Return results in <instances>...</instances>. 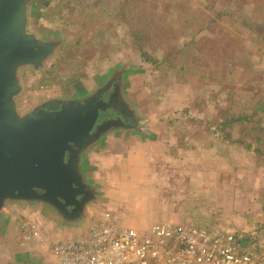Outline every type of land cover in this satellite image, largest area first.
I'll list each match as a JSON object with an SVG mask.
<instances>
[{
  "label": "rangeland",
  "instance_id": "rangeland-1",
  "mask_svg": "<svg viewBox=\"0 0 264 264\" xmlns=\"http://www.w3.org/2000/svg\"><path fill=\"white\" fill-rule=\"evenodd\" d=\"M80 1L51 0L48 6V0H34L30 7L28 31L53 41L57 48L43 69L20 72V112L50 99L75 100L92 94L119 69L123 71V94L137 108L135 114L143 129L110 130L95 145L96 165L87 162V176L99 196L88 210L86 224L62 222L40 205L9 206L0 229V264H58L55 246L87 239L95 217L108 211L117 214L122 224L140 231L155 224H187L236 232L251 241L250 248L261 258L259 264H264V159L210 134L208 126L217 111L209 104H198L209 80L225 78L234 83L238 74L231 70L224 76L226 67L225 71L218 69V59L208 64L198 61L187 69L185 77L163 65L151 67L134 49L128 26L103 14L116 0H85L81 4L84 10L74 15L78 21L65 24L59 13H69V4L81 7ZM153 2L157 3L153 16H167L170 21L158 24L165 32H170L175 24L171 20L182 13L178 5L190 3L193 10H200L198 18L201 11L210 13L209 5H225L224 0ZM221 25L214 31L221 49L233 41L238 61H253L264 70V42H255L247 31L230 37L233 29ZM99 30L117 34L118 50L109 60L86 50L95 45L91 37ZM185 38L187 34L179 42ZM74 48L76 52L69 58L72 67L67 68L60 59ZM130 151L138 169L135 176L128 170ZM143 175L146 179L140 178ZM23 225L35 234L30 240ZM12 244L16 250L11 249Z\"/></svg>",
  "mask_w": 264,
  "mask_h": 264
},
{
  "label": "water",
  "instance_id": "water-1",
  "mask_svg": "<svg viewBox=\"0 0 264 264\" xmlns=\"http://www.w3.org/2000/svg\"><path fill=\"white\" fill-rule=\"evenodd\" d=\"M33 2L0 0V229L15 204L48 206L65 222L83 223L98 200L83 156L128 121L127 104L115 101L114 87L98 98H54L20 112V72L43 69L57 48L28 31Z\"/></svg>",
  "mask_w": 264,
  "mask_h": 264
},
{
  "label": "trees",
  "instance_id": "trees-1",
  "mask_svg": "<svg viewBox=\"0 0 264 264\" xmlns=\"http://www.w3.org/2000/svg\"><path fill=\"white\" fill-rule=\"evenodd\" d=\"M84 1L81 0L80 5ZM224 2L225 5L220 8L209 5L210 13L201 11L200 18L197 15L200 10H193L190 3L178 5L182 13L177 20H171L175 24L171 26L170 32L159 28L161 20L163 24L170 21L167 16H153V5H157L153 0H116L110 9H103V14H109L113 20L128 26L134 49L151 67L163 65L171 73L184 76L187 69L198 61L204 60L208 64L218 59V69L224 70L226 67V71L222 72L224 76L231 70L235 71L238 77L234 83L224 80L225 78L209 80V86L198 104H209L217 111L208 126L210 134L226 145L242 147L253 156L264 159V70H260L253 61H238L234 57L233 41L222 50L214 33L223 24L235 32H229L230 37L247 31L255 42H264V0ZM50 3L51 0H48V6ZM83 10L82 5L78 7L77 4H69V13L62 12L59 15L65 24L72 25L78 21L74 15H80ZM206 31L208 34H204ZM184 32L187 38L180 43L179 39L186 35ZM110 35L111 33L105 34L102 30L95 32L91 37V43L94 42L95 45L86 49L87 52L99 55L102 60H109L118 50V42L115 40L117 34ZM75 52V48L70 50L66 56L61 57L60 62L66 64L67 68L72 67L69 58H73L72 54ZM70 80L71 78L68 79ZM250 244V240H244L246 247L250 248Z\"/></svg>",
  "mask_w": 264,
  "mask_h": 264
},
{
  "label": "built area",
  "instance_id": "built-area-1",
  "mask_svg": "<svg viewBox=\"0 0 264 264\" xmlns=\"http://www.w3.org/2000/svg\"><path fill=\"white\" fill-rule=\"evenodd\" d=\"M26 231L27 225H23ZM26 239L34 234L28 232ZM58 264H259L260 256L233 231L194 225L155 224L146 231L123 225L105 212L80 241L54 248Z\"/></svg>",
  "mask_w": 264,
  "mask_h": 264
},
{
  "label": "flooded vegetation",
  "instance_id": "flooded-vegetation-1",
  "mask_svg": "<svg viewBox=\"0 0 264 264\" xmlns=\"http://www.w3.org/2000/svg\"><path fill=\"white\" fill-rule=\"evenodd\" d=\"M114 87V99L118 104L126 103L127 104V110H128V121L125 123V126L122 129H119L120 131L124 132H132L135 130H138L141 128L142 122L140 118L138 117L136 113L137 108H134L133 105L126 99V97L123 94V71L121 70H116L114 73L110 74L108 76L107 80H105L104 83L101 84V86L95 90L94 93L82 96L78 99L75 100H85V99H91V98H98L100 97L103 93L108 91ZM126 110V111H127ZM138 121V122H137ZM131 127V128H130ZM143 129V128H141ZM114 132L116 129H112ZM98 194V192H97ZM99 196V194H98Z\"/></svg>",
  "mask_w": 264,
  "mask_h": 264
},
{
  "label": "crops",
  "instance_id": "crops-1",
  "mask_svg": "<svg viewBox=\"0 0 264 264\" xmlns=\"http://www.w3.org/2000/svg\"><path fill=\"white\" fill-rule=\"evenodd\" d=\"M101 141V140H100ZM99 141V142H100ZM98 142V143H99ZM97 143V144H98ZM97 144H95V145H97ZM95 145H93L91 148H89L86 152H85V154H84V156H83V166H84V168H85V172H86V174H88V164H87V162L90 160V161H93L92 162V164L91 165H96V162H95V159H96V156L98 155L96 152H97V149H98V146H95ZM95 147V148H94ZM133 150V149H132ZM133 151H130V158H129V160H128V162H129V166H128V170H129V172H130V174L132 175V176H135V175H137L138 174V169L136 168V166H135V163H134V156H133ZM149 158V157H148ZM148 167V166H147ZM148 170H149V168H147ZM145 174V173H143V172H141L140 171V174ZM129 176V175H128ZM127 176V177H128ZM144 176V175H143ZM141 177L140 176V178L141 179H146V177L144 176V177ZM42 207H44V208H46L47 210H48V214L50 215V216H52V217H55V218H59V217H57V215L55 214V212L53 211V210H51L48 206H42ZM100 217L101 216H96L95 217V220L93 221V223H96V222H98L99 221V219H100ZM86 217L84 218V221H83V223L82 224H86ZM60 220L62 221V222H64L61 218H60ZM92 223V224H93ZM92 224H91V226H92ZM123 225H125V224H123ZM90 226V227H91ZM126 226H128V225H126ZM89 227V228H90ZM129 227H133V226H129ZM133 228H136V227H133ZM1 229H2V227H1ZM12 237H14L13 235H11ZM20 237V236H19ZM11 249L12 250H16L17 249V247L16 246H14V244H12L11 245Z\"/></svg>",
  "mask_w": 264,
  "mask_h": 264
}]
</instances>
